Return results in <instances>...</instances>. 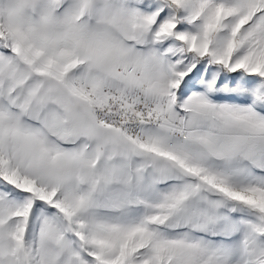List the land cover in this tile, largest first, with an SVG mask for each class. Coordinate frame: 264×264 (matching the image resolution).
<instances>
[{
  "label": "snow or ice",
  "instance_id": "obj_1",
  "mask_svg": "<svg viewBox=\"0 0 264 264\" xmlns=\"http://www.w3.org/2000/svg\"><path fill=\"white\" fill-rule=\"evenodd\" d=\"M0 264H264V0H0Z\"/></svg>",
  "mask_w": 264,
  "mask_h": 264
}]
</instances>
